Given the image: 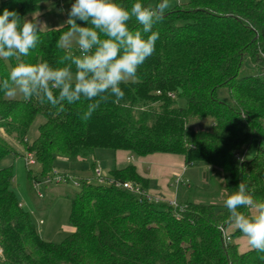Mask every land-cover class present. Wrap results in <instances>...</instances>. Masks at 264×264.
I'll list each match as a JSON object with an SVG mask.
<instances>
[{"label":"trees","instance_id":"obj_1","mask_svg":"<svg viewBox=\"0 0 264 264\" xmlns=\"http://www.w3.org/2000/svg\"><path fill=\"white\" fill-rule=\"evenodd\" d=\"M47 1L58 7L63 0H0V14L8 9L31 20ZM151 1L139 0L148 7ZM115 2L130 9L138 0ZM129 27L142 31L135 18ZM67 29L41 30L27 56L0 59V82L21 62L62 66L57 60L68 50L56 42ZM153 31L159 33L155 51L135 81L120 85L123 98L102 102L87 121L80 118L90 103L84 99L52 107L39 96L10 100L0 91V129L6 133L0 134V163L10 155L23 157L6 135L34 154L45 177L58 157L86 160L95 173L96 150L178 154L188 167L210 166L214 180L230 178L229 195L242 181L264 201V0H189L165 12ZM71 52L79 54L75 46ZM38 116L45 121L29 143ZM204 118L211 119L209 130L191 127V120ZM254 142V157L239 162L236 154ZM28 178L33 184L29 168ZM107 179L84 180L80 192L67 194L75 231L53 243L41 237L21 206L12 188L13 167L0 168V264H264V253L239 251L235 240L243 234L228 222L224 205L192 200L196 188L172 205L117 186L131 182L146 193L148 181L133 165L111 171ZM222 228H234L231 242L225 243Z\"/></svg>","mask_w":264,"mask_h":264},{"label":"clouds","instance_id":"obj_2","mask_svg":"<svg viewBox=\"0 0 264 264\" xmlns=\"http://www.w3.org/2000/svg\"><path fill=\"white\" fill-rule=\"evenodd\" d=\"M168 6V0L154 8L138 0L130 9L115 0H74L64 23L68 29L56 42L58 49L68 50L57 60L62 66L16 64L0 82V91L10 100L39 96L52 107L84 99L90 103L80 118L89 120L102 102L113 96L123 98L120 85L134 80L138 68L154 53L159 33L153 26L164 18ZM133 18L142 31L130 29ZM42 26L37 19L22 21L17 12L4 9L0 14V59L27 56L39 43ZM74 46L78 55L71 52ZM224 206L228 222L246 237L250 248L264 253V201H257L241 181Z\"/></svg>","mask_w":264,"mask_h":264},{"label":"rangeland","instance_id":"obj_3","mask_svg":"<svg viewBox=\"0 0 264 264\" xmlns=\"http://www.w3.org/2000/svg\"><path fill=\"white\" fill-rule=\"evenodd\" d=\"M189 0H168L169 6L165 12L172 10L179 4H185ZM74 0H63L58 2V7L52 1L44 3V7L40 13L31 15V19H37L39 22L44 24L42 30L51 28L63 27L67 20V11L70 9L71 4ZM157 0L151 1V6L154 8ZM257 67L256 70L257 71ZM134 80H129L132 82ZM16 99H23L22 96H17ZM177 103L179 106L184 107L185 101L178 99ZM44 118L38 116L32 124L28 134L27 141L32 143L38 136L39 127L44 123ZM191 127L195 130H209L211 127V119L204 118L201 120H191ZM0 134H6L4 129H0ZM7 140L11 146L20 152L18 157L8 156L1 163L0 168L13 167L14 181L12 188L19 200L25 206V210L29 213L38 233L41 237L49 242L61 243L74 231V227L70 222L71 213V202L67 197V194H73L80 192L81 182L88 180L94 184H97L96 176L93 170L90 169L89 163L81 158L65 159L62 157L56 158L53 164V170L49 173V176H43L39 164L36 163L30 167L25 164V158L28 153L24 150L22 145L19 144L18 140L13 136H7ZM256 143L254 142L251 146L244 148L242 152L245 161H250L256 153ZM101 152V153H100ZM98 154H111V151L103 150L99 151ZM36 159V158H35ZM103 167L96 166L95 170L103 172L104 177L109 176L107 167L111 165V160L108 157H103ZM28 168L31 170L32 177L36 178L42 184L37 185L34 188V182L36 179H32L30 183L28 178ZM201 172V180L204 179L209 181L212 172L209 171L205 164L197 167L195 171ZM67 177V181L58 182L59 179ZM79 185H76V182ZM210 185H204L198 188L199 195L192 200H198L201 202L215 204L217 206H223L224 201L231 192V181L230 178L224 179V177H218L209 183ZM228 188V189H227ZM40 194L43 198L38 197ZM197 193H195L196 195ZM1 246H0V262H1Z\"/></svg>","mask_w":264,"mask_h":264},{"label":"crops","instance_id":"obj_4","mask_svg":"<svg viewBox=\"0 0 264 264\" xmlns=\"http://www.w3.org/2000/svg\"><path fill=\"white\" fill-rule=\"evenodd\" d=\"M99 151L103 150H96L93 156L95 166H104L103 157H108L111 160V165L107 167L109 173L133 165L139 175L148 181L147 196L153 200L167 202L172 205L187 200V196H191L192 189H198L207 184L210 185L209 183L216 177V173L212 168L205 164L212 175L209 181L201 180V172L199 170L195 171V169L202 164L188 167L186 166L185 157L178 154L157 153L146 157H137L129 151L107 150L111 151V154H98ZM178 180L181 182L177 183ZM188 189L191 191L189 192ZM21 206L25 208L22 203ZM228 232L232 234L234 228L229 229ZM235 243L238 245L240 252L251 249L244 236L236 239Z\"/></svg>","mask_w":264,"mask_h":264},{"label":"built area","instance_id":"obj_5","mask_svg":"<svg viewBox=\"0 0 264 264\" xmlns=\"http://www.w3.org/2000/svg\"><path fill=\"white\" fill-rule=\"evenodd\" d=\"M242 152H245V150L242 151ZM242 152H239V153L236 154V158H237V160H238L239 162H243V161H245V159H244V155L242 154ZM27 155H28V156L25 157V164H26V166H32V165H34V164L36 163V159H35L34 154H33V153H28ZM95 176H96V180H97L98 183H100V184L110 183V182L108 181V179H107L106 177L103 176V173H102L100 170H97V169L95 170ZM62 181L66 182V181H67V177H64V178L59 179L58 182H62ZM75 182H76V185H79L77 181H75ZM180 182H181V181L178 180L177 183H180ZM37 185H39V184H36V186H37ZM117 186L122 187L123 189H126V190H128V191H130V192H133V193H135V194H140V195L142 194V195H144L145 197L149 198V197L147 196V194H146L145 192L142 191V189L140 188V186L135 185V184H133V183H131V182H127V183H124V184H117ZM40 196H41V195H40ZM174 205H176V204H174ZM178 218H179V217H178ZM221 230H222V233H223V237H224V241H225V243H229V242H231V241H232V237H231V235L227 232V230H224L223 228H222Z\"/></svg>","mask_w":264,"mask_h":264}]
</instances>
